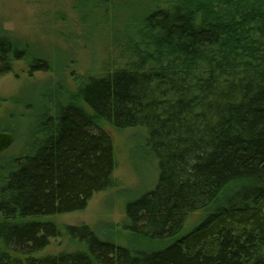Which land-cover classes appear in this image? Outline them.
Returning <instances> with one entry per match:
<instances>
[{
	"label": "trees",
	"instance_id": "16d2710c",
	"mask_svg": "<svg viewBox=\"0 0 264 264\" xmlns=\"http://www.w3.org/2000/svg\"><path fill=\"white\" fill-rule=\"evenodd\" d=\"M143 14L122 40L124 61L81 84L91 114L58 102L8 162L0 264H264V0H151ZM26 57L0 33V77ZM48 70L44 60L30 64ZM102 120L145 131L157 179L125 206V229L168 244L132 251L67 226L85 250L36 257L60 236L39 219L81 212L113 186ZM208 209L182 234L190 215Z\"/></svg>",
	"mask_w": 264,
	"mask_h": 264
},
{
	"label": "rangeland",
	"instance_id": "374dc122",
	"mask_svg": "<svg viewBox=\"0 0 264 264\" xmlns=\"http://www.w3.org/2000/svg\"><path fill=\"white\" fill-rule=\"evenodd\" d=\"M97 1L0 0V33L27 55L0 77V138L11 135L14 139L0 154V190L8 162L24 152L37 120L52 114L58 102L74 101L91 114L79 98L81 84L88 76L110 68L116 58L123 56L120 60L124 61L122 40L141 26L151 2L105 0V5H98ZM36 59L47 62L49 70L30 72ZM99 123L113 144V186L95 194L81 212L39 219L54 224L60 236L51 239L36 257L84 251L82 243L68 236L67 226L85 225L132 251L156 250L168 244L140 238L125 229V206L151 190L157 179V163L146 146L145 131L119 130L103 120ZM208 214L209 209L190 215L182 234Z\"/></svg>",
	"mask_w": 264,
	"mask_h": 264
},
{
	"label": "water",
	"instance_id": "95a60500",
	"mask_svg": "<svg viewBox=\"0 0 264 264\" xmlns=\"http://www.w3.org/2000/svg\"><path fill=\"white\" fill-rule=\"evenodd\" d=\"M14 141L13 137L11 135H5V136H2V138H0V154L5 150L7 149L11 144L12 142ZM3 145V146H2Z\"/></svg>",
	"mask_w": 264,
	"mask_h": 264
}]
</instances>
